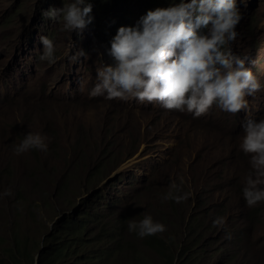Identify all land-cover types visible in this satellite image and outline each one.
I'll list each match as a JSON object with an SVG mask.
<instances>
[{
    "label": "rangeland",
    "instance_id": "1",
    "mask_svg": "<svg viewBox=\"0 0 264 264\" xmlns=\"http://www.w3.org/2000/svg\"><path fill=\"white\" fill-rule=\"evenodd\" d=\"M41 5L42 0H11L0 6V192L11 191L0 198V233L6 240L0 257L10 264H29L25 254L40 253L54 224L83 201L93 204L98 194L110 203L131 199L122 205L128 218L151 215L165 225L158 235L173 242L185 238L188 218L201 214L205 232L190 264H228L236 255L230 264H264V201L249 207L241 191L252 171L249 157L239 150L245 111L234 115L213 106L193 118L156 102L90 97L96 68L114 63L106 59L101 26L77 33L58 22L54 59L41 61L35 16ZM237 5L242 19L230 46L246 58L262 86L246 97L247 114L258 120L264 117V0H237ZM139 11L137 6L133 25ZM113 16L111 11L105 15L103 25ZM114 35L115 30L108 33ZM27 132L43 136L47 151L14 154L12 145ZM5 149L16 159L1 164ZM173 182L186 199H162L175 192ZM218 216L225 221L222 226L213 225ZM232 223L246 232L232 252L218 251L226 239L222 227ZM13 228L18 252L10 238ZM147 264L158 261L152 257Z\"/></svg>",
    "mask_w": 264,
    "mask_h": 264
},
{
    "label": "clouds",
    "instance_id": "2",
    "mask_svg": "<svg viewBox=\"0 0 264 264\" xmlns=\"http://www.w3.org/2000/svg\"><path fill=\"white\" fill-rule=\"evenodd\" d=\"M10 2L0 0V6ZM137 6L140 11L135 15L139 17L133 25ZM110 11L114 16L105 26L104 18ZM36 15L39 24L36 34L43 45L41 61L52 62L54 59L52 37L58 22H62L63 30L77 33L94 32L101 26L102 42L110 56L106 59H112L114 63L99 64L96 68V82L89 91L90 97L102 96L107 101L131 97L139 102H156L163 109L187 112L193 118L206 114L213 106L234 115L245 111L239 150L249 157L252 171L241 190L242 197L249 207L264 201V117L253 119L246 111V97L253 96L262 86L251 68L246 66V58L236 55L230 46L239 35L236 27L242 19L237 0H104L102 4L98 0H42ZM113 30L115 35L109 37L108 33ZM80 55L85 53L80 51ZM33 149H48L45 138L39 133L27 132L19 144L12 145L16 155ZM14 154L8 149L3 150L1 164L16 159ZM171 188L175 192L169 191L163 200L180 202L187 198L175 182ZM8 196H11L9 189L0 192V198ZM88 200L64 221L54 224L52 235L62 236L54 239L51 235L49 248L56 245L62 251L56 264H103L105 259L109 260L108 264H125L128 253L122 252L124 244L141 264H147L152 257L158 261V255L144 247L142 238L164 233L165 225L147 213L142 214V219H129L122 205H127L131 199L127 204L121 199H113L110 203L97 194L93 204ZM197 216L204 220L201 214ZM124 219L130 234L120 232L116 241L108 245V239L103 237L104 225L114 227ZM224 223L223 217L213 220L214 226ZM222 228L226 245L222 243L218 251L228 249L232 252L233 243L240 240L246 229L235 223ZM15 230L13 228L10 234L13 241ZM71 231H79L81 241L79 234L72 241L67 236ZM132 232L139 237L134 238ZM204 232L205 227L198 228L193 236L197 248ZM0 237L4 240L1 246L6 240L2 233ZM44 246L37 255L31 253L29 264L34 263L33 259L39 264ZM108 252L113 256H104L102 260V253L108 255ZM213 256L212 253L210 259ZM235 260L237 255L230 256L228 264Z\"/></svg>",
    "mask_w": 264,
    "mask_h": 264
},
{
    "label": "trees",
    "instance_id": "3",
    "mask_svg": "<svg viewBox=\"0 0 264 264\" xmlns=\"http://www.w3.org/2000/svg\"><path fill=\"white\" fill-rule=\"evenodd\" d=\"M104 0H98L99 4H102ZM143 218V216H142ZM141 218V219H142ZM126 219L123 220V222L119 221L116 223L114 227H110L109 225H104L103 227V237L105 239H108L107 243L108 245H111L116 241V237L118 234L127 235L130 234V231L128 227L125 225ZM205 227V221L200 216H193L190 217L186 224V230H185V239L179 242V237L175 242L173 240H168L158 234L154 236H147L142 238L143 239V245L144 247L155 253V255H158V264H190L189 257L194 256V253L197 250V243L193 236L197 234L198 228ZM79 232V231H78ZM77 231H71L68 233V237L74 241L75 236L77 234L79 241H81L80 233ZM131 235L134 238L139 237L135 232H132ZM52 238L61 239L62 236L53 233ZM51 238L49 239V242L45 243L46 248L41 252L39 264H56L59 262V259L61 258L62 251L61 249L58 250L57 246H52L49 248ZM4 242V240L0 237V243ZM14 242L16 245V252L19 251L17 247V237L14 235ZM19 242V241H18ZM14 251V248H11L9 252L12 253ZM28 248L25 246L23 252H27ZM122 252H127L128 256H125V264H141L138 259L134 258V254H132L131 250L128 248L127 244H124ZM36 254V253H34ZM102 260L104 259V256H107L111 258L113 254L111 252H108V255H105L102 253ZM37 255V254H36ZM35 255V256H36ZM5 256H7L5 254ZM27 256V257H26ZM33 256L31 253H26L25 257L26 260H28L29 257ZM12 258L14 261H17V257L12 255ZM109 260L105 259L103 264H108ZM0 264H8L6 259H1ZM100 264V263H98Z\"/></svg>",
    "mask_w": 264,
    "mask_h": 264
},
{
    "label": "built area",
    "instance_id": "4",
    "mask_svg": "<svg viewBox=\"0 0 264 264\" xmlns=\"http://www.w3.org/2000/svg\"><path fill=\"white\" fill-rule=\"evenodd\" d=\"M33 260H34V261H33V262H34L33 264H36V261H35V259H33Z\"/></svg>",
    "mask_w": 264,
    "mask_h": 264
},
{
    "label": "bare ground",
    "instance_id": "5",
    "mask_svg": "<svg viewBox=\"0 0 264 264\" xmlns=\"http://www.w3.org/2000/svg\"><path fill=\"white\" fill-rule=\"evenodd\" d=\"M249 107H250V106H249ZM249 107H248V108H249Z\"/></svg>",
    "mask_w": 264,
    "mask_h": 264
}]
</instances>
